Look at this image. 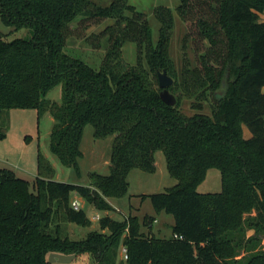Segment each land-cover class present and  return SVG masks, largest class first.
I'll use <instances>...</instances> for the list:
<instances>
[{"label":"trees","instance_id":"16d2710c","mask_svg":"<svg viewBox=\"0 0 264 264\" xmlns=\"http://www.w3.org/2000/svg\"><path fill=\"white\" fill-rule=\"evenodd\" d=\"M176 10L195 25L183 46L189 37L198 49V65L185 62L179 81L168 53L173 13L167 6L155 11L160 26L153 43L144 13L126 0L107 6L91 0H0L4 24L31 31L11 40L0 32V116L12 108L49 112L50 151L77 173L84 127L91 124L95 138L112 136L107 172L90 171L85 184L54 179L41 152L34 190L12 169L0 168V264H54L48 261L51 252L89 253L93 264H264L256 235V225L264 230V0H180ZM107 19L113 23L104 29V52L100 41L87 53L68 49L72 22L88 27ZM126 41L137 46L134 65L122 63ZM156 70L173 78L168 90L176 105L160 98ZM55 85H61L59 102L46 97ZM176 89L209 111L185 115ZM158 150L176 182L140 197L173 216L171 237L144 234L146 216L139 221L130 212L121 220L100 215V230L80 239L63 234L57 219L91 222L81 206L71 205L72 192L95 209L113 210L107 197L127 194L132 168L153 172ZM209 168L219 170L221 188L201 193L197 186ZM246 229L254 235L246 238ZM119 247L126 250L122 261ZM240 252L243 260H234Z\"/></svg>","mask_w":264,"mask_h":264},{"label":"rangeland","instance_id":"374dc122","mask_svg":"<svg viewBox=\"0 0 264 264\" xmlns=\"http://www.w3.org/2000/svg\"><path fill=\"white\" fill-rule=\"evenodd\" d=\"M100 6H107L113 0H91ZM127 3L134 7L136 11L144 13L150 30L151 40L153 43L159 39V19L155 13L160 6H167L173 13V28L169 39L168 53L172 60L174 75L179 81L181 79V72L185 62H188L191 68L198 65L196 54L198 49L195 45V40L187 38L183 46V38L188 33L193 35L195 30L194 23L188 24L183 21L177 10L176 6L180 0H126ZM113 20H102L100 23L92 24L83 27L82 24L75 21L70 25L73 29L72 35L68 41V49L73 51L86 52L91 50L92 44L100 43L99 51L104 52L106 48V33L105 28L112 25ZM0 32L3 38L11 40L16 37L27 38L30 36L31 31L26 28L14 30L12 27L7 26L0 18ZM198 42H196L197 44ZM79 50V51H78ZM96 51V50H95ZM121 60L124 65H134L138 57V49L134 42L126 41L121 46ZM141 62L144 64L145 57H140ZM153 74V72H151ZM179 88V87H178ZM179 96L180 103L179 109L187 116L197 111L208 112L209 109L206 103L195 107L196 99L194 96H186V91L182 92L180 89L174 90ZM50 100L59 102L61 98V85H55L46 94ZM54 119L49 112L42 115H37L35 109L31 108H12L7 113L0 116L1 129L5 132V136L0 138V168L12 169L18 177L28 181L29 189L34 190V182L37 176V153L41 152L54 168L53 178L56 180L73 182L78 184H85L88 180V173L90 171H98L101 173L107 172L108 163L110 161V148L112 136L105 138H95L93 136V126L87 124L84 127L83 136L80 143V148L83 151V158L79 159L80 172L77 173L73 166H66L59 162L58 158L50 151L49 148V132ZM244 134L248 136V130L244 128ZM156 171L154 173L143 171L139 168H132L127 176L128 188L127 194L121 197H113L115 202L113 210L102 211L95 209L88 204L84 199L75 193H71V199L77 198L81 207L90 218L91 222L88 226L78 225L65 220V218L57 219L61 225L64 235H68L72 239H80L84 237L91 230H100L98 219L96 215L108 214L118 220L122 219V214L130 212L136 216L139 221H142L146 216L145 222L141 224L140 231L144 234H151L158 238L171 237V225L173 223V216L166 212L158 213L153 208L150 200L147 198L141 204L138 200L131 197V194L146 193L163 191L167 187L175 184L176 180L169 175L166 169L165 159L162 151L158 150L154 153ZM221 188L220 173L217 168H209L206 172L204 180L197 186V190L201 193L218 192ZM75 196V197H74ZM130 199V200H128ZM130 201V202H129ZM136 207V208H135ZM247 214L253 215L254 211ZM149 216L157 218L156 222L151 223ZM257 226L256 235L259 237V245H264V230L259 225ZM105 231V230H103ZM254 230L246 229V238L253 236ZM122 247L118 249V259L122 261ZM245 252H240L233 257L236 261H242ZM94 260L91 254L82 253L75 255L67 263L54 264H93Z\"/></svg>","mask_w":264,"mask_h":264},{"label":"water","instance_id":"95a60500","mask_svg":"<svg viewBox=\"0 0 264 264\" xmlns=\"http://www.w3.org/2000/svg\"><path fill=\"white\" fill-rule=\"evenodd\" d=\"M158 85L162 89L160 91V98L169 105H176L177 99L175 95L168 90V86L173 83V78L166 72V70H156ZM75 257V254H62L51 252L48 255V261L51 263H67Z\"/></svg>","mask_w":264,"mask_h":264},{"label":"crops","instance_id":"0c3cea01","mask_svg":"<svg viewBox=\"0 0 264 264\" xmlns=\"http://www.w3.org/2000/svg\"><path fill=\"white\" fill-rule=\"evenodd\" d=\"M82 153H83V151H82ZM84 155V154H83ZM82 158H83V156H82ZM109 164V163H108ZM37 165V164H36ZM109 166V165H108ZM107 170H108V168H107ZM156 171V168H155V170L153 171V172H151V173H154ZM152 193V192H151ZM142 194H146V195H149L150 193H146V192H144V191H142L141 193H134V194H131L130 196L131 197H133L135 200H138V204H141V202H143V200H146L147 198H145V199H142L141 197H140V195H142ZM75 197V196H74ZM112 198L113 197H107V200L109 201V203L114 207V204H115V202L112 200ZM128 200H130V199H128ZM130 202V201H129ZM136 208V207H135ZM163 212V211H162ZM159 213H161V212H159ZM151 217H153V216H151ZM156 220H157V218H155L154 217V222H156ZM170 225H172V224H170Z\"/></svg>","mask_w":264,"mask_h":264},{"label":"built area","instance_id":"2783aa9c","mask_svg":"<svg viewBox=\"0 0 264 264\" xmlns=\"http://www.w3.org/2000/svg\"><path fill=\"white\" fill-rule=\"evenodd\" d=\"M71 205H72L74 208H76V209L79 208V207L81 206V204H80V202H79V200H78L77 198H73V199H72V201H71ZM98 217H99V215L97 214V215H96V218H98ZM173 237H174V238H180V236L177 235V234H174ZM121 252H122V257H123V258H126L127 255H126V250H125L124 247H122Z\"/></svg>","mask_w":264,"mask_h":264}]
</instances>
